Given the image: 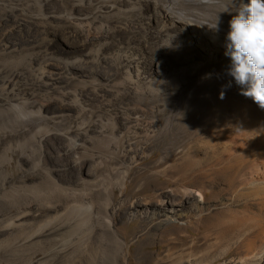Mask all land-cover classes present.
Returning a JSON list of instances; mask_svg holds the SVG:
<instances>
[{
	"label": "bare ground",
	"instance_id": "1",
	"mask_svg": "<svg viewBox=\"0 0 264 264\" xmlns=\"http://www.w3.org/2000/svg\"><path fill=\"white\" fill-rule=\"evenodd\" d=\"M239 5L0 0V264H119L155 239L159 264H264V109L225 54Z\"/></svg>",
	"mask_w": 264,
	"mask_h": 264
},
{
	"label": "clouds",
	"instance_id": "2",
	"mask_svg": "<svg viewBox=\"0 0 264 264\" xmlns=\"http://www.w3.org/2000/svg\"><path fill=\"white\" fill-rule=\"evenodd\" d=\"M225 49L231 61L228 75L264 109V0H240L229 21ZM224 96L221 91L220 98Z\"/></svg>",
	"mask_w": 264,
	"mask_h": 264
},
{
	"label": "rangeland",
	"instance_id": "3",
	"mask_svg": "<svg viewBox=\"0 0 264 264\" xmlns=\"http://www.w3.org/2000/svg\"><path fill=\"white\" fill-rule=\"evenodd\" d=\"M53 43H54V47H52V51H53V54L55 56L64 57V58H66L68 60H76V61L73 62V64H70L72 66L70 70L75 69L77 67H82L83 69H85V72H81L80 70H77V69L74 70V72L78 73V74H72V75L75 76L76 79H85V78H87V76L91 75V73L93 72V71H91L92 70L91 67H93L94 69H95V67H94L92 62H82V61H78L77 60L80 57V53H81L82 49L77 46V43H75L74 40L69 39L68 37H65L64 35H61L60 37L56 36L54 38V40H53ZM151 66L152 65H150V67ZM98 70H99V68H98ZM155 70H157L156 64H154V66H152V74L153 75L155 73ZM149 144H152V143H149ZM153 153H154V155H153ZM153 153H152V157L151 158L149 157V158L145 159L146 161L144 160V163H147V161L148 162L151 161V159L154 160V159L158 158V156L161 154V150L157 149V150L153 151ZM50 163H51V166L53 168L52 162H50ZM12 164H11L12 167H10V164L7 165L6 169H7V171L9 173L11 172L10 173L11 175L9 174V178L11 180L16 181L19 178V176H22V172L18 168L14 167L15 162H12ZM60 166H57L58 168L57 167H55V168H57V170L61 169L60 172L63 173L64 172L63 169L65 167L64 166L60 167ZM55 168H53V169H55ZM58 176H60V175L58 174ZM160 180L162 181V183L168 182L170 184V181H168L164 177H161ZM150 184H152V185H150ZM156 184H157V182H156ZM127 187H128V184H127ZM127 187L124 188L125 191L127 190ZM147 187L150 188V189H148ZM152 187L155 188V182L154 183L150 182L146 186L145 191H147V190L151 191ZM125 191H123V192H125ZM119 195H121V192L119 193ZM167 201H168V206H171L170 205L171 200L170 201L167 200ZM3 202L4 201H0V214L4 213L6 211H9L10 209H11L10 211H13V208H10L11 207L10 205H9V208H10L9 210L5 209V203H3ZM31 204L33 205V209L30 210V215L29 216H31V218L34 219V217L37 216V214L39 216V214H41L42 211H41V209L39 208V206L36 203L32 202ZM115 204H116V202L114 203V205ZM36 207H38V208H36ZM236 207L241 208V207H243V205L239 204ZM33 210H35V211H33ZM78 214H79V211L72 210L69 213V216H70V218L73 219V218H76V216H79ZM129 217H130V215H128L126 217V219L128 220ZM127 220H125V221L128 222ZM116 225H117L116 228H118V227L121 228V231L120 230H118V231H119L120 236L123 237L125 235L124 232H131V231L135 230L138 227L139 224L138 223H129V224L117 223ZM151 225H153V222L149 226L151 227ZM4 233L5 232H2V230L0 229V237H2ZM195 233H196L195 237L197 239L198 236H199V233H197V232H195ZM141 234H142V232H138L136 237L130 238V240L128 238V241H129V243H130L132 248L137 244V240H138L137 237L140 236ZM145 237H150V236H145ZM146 242H147V240H144L143 243H146ZM161 249H163V245H161L159 243V241L157 239H155L151 246H147V245L140 246L139 248H137L134 251H132V254H130L126 258L125 261H119L120 262L119 264H159V262L157 261V258L155 257V253L159 252ZM230 254L227 257L221 258L220 260L217 259L216 260V261H218L217 263H220V262H223V261H228L229 258L231 259L232 257H235L236 252L233 251ZM61 262L65 263L66 261H51V263H50V261H46V262L43 261L41 264H46V263L47 264L48 263L49 264H55V263L56 264H61ZM32 264H34V263H32ZM162 264H167V262L166 263L163 262Z\"/></svg>",
	"mask_w": 264,
	"mask_h": 264
}]
</instances>
